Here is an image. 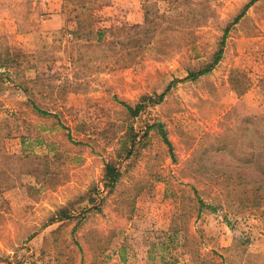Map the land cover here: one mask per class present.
<instances>
[{
    "label": "rangeland",
    "instance_id": "374dc122",
    "mask_svg": "<svg viewBox=\"0 0 264 264\" xmlns=\"http://www.w3.org/2000/svg\"><path fill=\"white\" fill-rule=\"evenodd\" d=\"M34 1L0 0V50L15 59L0 69V264H192L187 232L222 264H263L264 197L257 209L229 194L221 164L245 149L225 123L264 114V0L233 24L251 0H64L51 33ZM229 22L217 65L186 78ZM25 154H47V172L26 171Z\"/></svg>",
    "mask_w": 264,
    "mask_h": 264
},
{
    "label": "trees",
    "instance_id": "16d2710c",
    "mask_svg": "<svg viewBox=\"0 0 264 264\" xmlns=\"http://www.w3.org/2000/svg\"><path fill=\"white\" fill-rule=\"evenodd\" d=\"M254 1L255 0H251L250 2L246 3L243 6L242 10L233 18L231 23L232 24L236 23L240 19V17H242L245 10ZM147 11L148 8L147 10L145 8V13ZM231 23L229 22L227 26L223 28V33L220 37L216 49L211 54V57L206 62L201 63L197 67L188 68L186 78H191L195 80L201 75L209 73L217 65V63L220 61L222 57L223 47L225 44V37L226 34L228 33L229 26L231 25ZM79 27H80V21L78 22V28L74 31V33L76 34V38L84 37L86 38V40H89L90 39L89 37L93 35V32L91 30H89L88 32H83V31L79 32L81 29V27L80 28ZM97 41L98 42L100 41V34H98ZM89 44L92 45V42H89ZM14 60L15 59L9 58L7 55L3 54V52L0 50V69L8 68L9 64L12 63ZM175 81L177 80L176 79L172 80L166 87V90ZM166 90L158 94L155 99L151 98V100L154 99L153 101L155 102L160 101L163 98ZM240 92L241 91L239 90V93ZM123 104L125 105V108L130 113V115L132 116L137 115L143 107L142 104H136L134 107L124 102ZM37 109L38 112L42 114L47 113V112H43L39 108ZM152 127L157 129L164 143L167 145L168 150L171 153V156H173L174 155L173 147L170 140L167 137V132L163 126V123L157 122L155 124H152ZM225 128L227 130L225 132V136L223 137L224 140H227L226 138H232L233 140H235V137L238 136L239 138H241V141L245 147L244 152L241 151L239 157L235 156V154L230 151L229 153H231V155L233 154L231 158L232 161H230L227 164H221L229 174L228 178H229L230 186L228 187L229 188L228 192L229 194L236 195L238 199L241 201L243 198H247L249 201L252 202L253 207L258 209L261 205L260 201L264 197V114H250L244 116L238 121V123L234 121L227 122L225 123ZM135 139H136V135L133 133L130 148H132L134 146V143H136ZM130 148L129 146L123 148L126 151V154L128 153ZM219 149L226 150V146L224 145L222 147H219ZM233 149L234 148H232V150ZM20 157L21 156H17V158ZM23 157L27 160L28 163H30L26 171L33 172L34 170H36L37 167L33 168V166L31 165L37 162V163H42L45 166V169L42 170V172L43 173L47 172V166H46V160L48 159L47 154H42V155L25 154L23 155ZM202 165L203 164L197 162L196 169H199V171L203 170L204 166ZM118 177H119L118 168L115 166L113 162L112 163L108 162L104 168V179H105L104 186L111 190L115 186ZM200 203H201L200 205H205L203 204L202 201H200ZM67 209H68L67 206H63L58 210L57 213L59 214L60 219L69 217V212ZM187 234L184 240L185 244L183 245L186 247L187 249L186 251L191 256L192 264H222V261L210 257V252H203L198 246V244L194 243L195 242L194 236L191 234L188 235Z\"/></svg>",
    "mask_w": 264,
    "mask_h": 264
},
{
    "label": "crops",
    "instance_id": "0c3cea01",
    "mask_svg": "<svg viewBox=\"0 0 264 264\" xmlns=\"http://www.w3.org/2000/svg\"><path fill=\"white\" fill-rule=\"evenodd\" d=\"M63 1L64 0H39L37 2L41 7L45 8V11L47 12L45 18L41 20V26L44 28L43 30H45L46 33L55 32L57 29H61L65 26L66 19L64 15ZM34 3L36 4V0ZM15 5L18 6L19 3ZM0 6L4 5L0 3ZM13 19L17 21L16 17ZM3 20L4 19H0V22ZM7 20L8 19H6V21ZM72 22L75 23V20H72Z\"/></svg>",
    "mask_w": 264,
    "mask_h": 264
}]
</instances>
